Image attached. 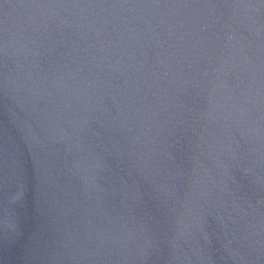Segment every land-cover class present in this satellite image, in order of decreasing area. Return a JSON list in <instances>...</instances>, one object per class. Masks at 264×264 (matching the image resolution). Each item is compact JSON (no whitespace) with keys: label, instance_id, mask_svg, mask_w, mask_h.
Here are the masks:
<instances>
[{"label":"water","instance_id":"obj_1","mask_svg":"<svg viewBox=\"0 0 264 264\" xmlns=\"http://www.w3.org/2000/svg\"><path fill=\"white\" fill-rule=\"evenodd\" d=\"M0 264H264V0H0Z\"/></svg>","mask_w":264,"mask_h":264}]
</instances>
